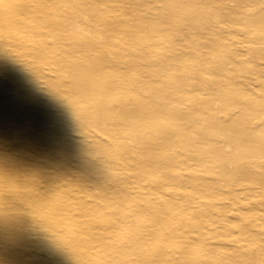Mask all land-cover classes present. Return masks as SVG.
Returning a JSON list of instances; mask_svg holds the SVG:
<instances>
[{
    "label": "rangeland",
    "instance_id": "1",
    "mask_svg": "<svg viewBox=\"0 0 264 264\" xmlns=\"http://www.w3.org/2000/svg\"><path fill=\"white\" fill-rule=\"evenodd\" d=\"M4 1L1 3L0 0V6L9 7L13 2ZM23 1L25 0H14L17 4ZM28 1L43 5L42 0ZM246 1L248 0L171 1L180 7L192 6L181 16L187 17L188 21L191 20L190 27L197 31L199 37L196 42L189 41L186 37L181 44H191L198 50L186 52L202 55L200 58L202 61H195V70L203 77L202 94L203 98L207 99L209 107L202 108L197 105L198 93L193 87L187 86L189 95L186 101L179 102L178 107L174 106L172 113L160 111L164 128L160 126L157 133L148 130L144 137L138 138L136 141L139 142V146L126 156L127 159L119 158L123 154L120 151V141L134 122L141 120L139 125H145L148 118L143 117L142 120L141 114L150 111L149 105L140 108L136 101H132L128 106L134 107H131L132 112L127 114L124 121L120 115L106 114L105 111L108 109L99 103L100 116L91 121L82 120L86 107L84 99L77 97V100L74 99L75 103L70 105L72 98L65 95L66 87L61 85L58 88L49 87L51 78L62 75L63 70L55 72L54 67L48 64L41 68L44 61L40 59L23 60L15 51L3 52L4 56L12 59L0 63V83L4 85V90L0 93V107H7L15 98V102H27L25 106L19 108L24 110L33 103L34 95H38L42 101L40 106L34 104L28 110L27 114L30 115L18 118L24 125L20 128H8L11 130L12 138L6 139V143H12L10 146L13 148L8 151L5 163L0 165V254L9 255L13 252L14 255L11 256L17 254L20 256L14 263L7 262L8 264H60L57 261L56 249L61 240L57 239L59 237L57 233L49 230L47 222L51 221L58 226L84 218L106 222L88 238L99 244L102 243L101 240L106 242L107 252L117 249L147 254H153L160 249L172 252L182 245L196 246L209 240L219 245L218 256L225 255L238 260L239 257L247 256V252L256 249L264 262V158L251 156L258 144H264V127L260 123V120L264 119V114L252 120L240 114L241 104L252 99L264 100L262 98L264 91H253V83H256L255 74H250L247 83L241 78L244 72L250 73L255 69L259 71L261 80L264 81V21L261 19L264 14V0ZM58 6L62 11L60 16L65 18L68 24L73 27L80 26L75 31L66 32L71 34L73 40L89 39L94 33L99 44L104 42L105 24L94 29L91 15L85 11L81 12L82 14L77 12L71 14L75 10V3L68 0H60ZM123 6L117 11L113 6L111 10L122 14L127 8V5ZM52 8L50 3H46L45 10L50 12ZM156 13L166 14L167 7L156 3L153 15ZM181 16L173 18L172 26L180 25ZM17 17V22L21 24L33 19L31 11L23 12ZM246 18L254 21L249 20V23H246ZM206 20L211 22L217 40L222 43L220 51L224 54L223 67L218 66L219 63H212L210 54L203 56V53L209 52L211 41L204 30ZM169 25L170 22H167L166 26ZM42 34L44 43L49 46L52 43L51 38L45 31ZM29 36L30 27L22 29L19 41L28 44ZM153 38L154 46L160 49V37L154 35ZM11 41L9 39V42ZM111 41L110 47H113L118 38ZM1 46L7 50L2 43ZM251 50L255 56L250 54ZM127 54L123 56H131L134 59L143 55ZM161 54L164 53L148 54V57ZM91 58L74 60L88 62ZM64 60L68 63L73 61ZM26 63L35 67L32 76L13 79L8 76L12 73L13 67L8 65L24 66ZM164 68L166 72L157 78L160 84L168 83L167 80L170 81L171 76L178 70L173 66ZM119 71L120 68L113 73L108 72L112 73L109 77L115 76ZM95 74L85 73L83 76L86 77L84 79L101 77ZM80 79L84 80L81 77ZM64 81H72V77L64 78ZM1 84L0 87L3 88ZM22 85L32 86L33 90L30 88L24 90L20 88ZM237 91L242 95H237L231 100V94ZM219 92L228 96L226 103L223 104L218 98ZM38 108L43 112H39ZM64 109H71V113H66ZM175 114L184 117L189 115L199 122L197 125L190 124L191 129L198 134L195 143L191 142L187 146L188 150L174 143L162 147L142 146L140 141L155 140L162 136L165 130L173 132L175 125H178L174 121ZM211 117L214 119L211 120ZM32 123L34 129L30 127ZM237 126L250 127L252 131L251 139L254 141L252 145H247L246 149L242 148L241 142L235 144L228 140L229 137L236 138L234 128ZM205 129L211 133L221 132L226 137L222 143L223 152L217 148L221 142L216 143L214 140L220 136L219 134L209 140H203L202 134ZM30 137L36 147L29 148L26 145V140ZM20 138L23 143H19ZM43 141L45 142L42 143ZM207 145L209 146L205 147ZM3 154L0 149V161H3ZM205 154L209 157L207 158ZM114 161L120 166L115 167ZM222 162L228 166V171L240 167L250 171L251 176L246 180L248 184H243L245 191L233 196L227 194L229 187L226 185L229 177L225 176L224 172L219 174L215 169ZM169 163L171 166L164 169ZM254 163L255 166L252 167L250 164ZM147 164H150V167L146 168ZM79 165L80 169L77 171ZM158 167L160 172L157 171ZM215 179L220 183L219 188L222 191L217 193L218 197L213 196L214 203L210 204L208 200L206 206L196 203V200L207 192L206 186L214 183ZM20 191L23 192L19 196ZM239 197L241 203L234 204ZM223 212L229 217L230 222L222 219ZM114 218H117V221ZM16 222L20 228L13 229L14 232L7 236H2L9 225ZM133 224L136 227H133ZM20 229L22 231L17 232ZM41 230L47 235H43ZM249 230L251 235L247 234ZM33 232L37 234L28 240L27 234ZM41 243L50 245V250L47 251L40 245ZM0 259L13 261L6 256H0Z\"/></svg>",
    "mask_w": 264,
    "mask_h": 264
},
{
    "label": "bare ground",
    "instance_id": "2",
    "mask_svg": "<svg viewBox=\"0 0 264 264\" xmlns=\"http://www.w3.org/2000/svg\"><path fill=\"white\" fill-rule=\"evenodd\" d=\"M1 1V3L5 2L4 0ZM11 1L13 2H11V5L9 4V7L0 6V44L2 43L3 47H7V50L6 48L2 49V46L0 47V63H5L12 59L3 55V52H8L10 50L15 51L17 56L23 60L37 58L44 61L41 63V68L48 64V66L54 67L55 72L63 70L64 73L62 75L60 74L58 77L51 78L49 87L58 88L60 85L66 87L67 92L65 95L72 98L69 102L70 105L75 103L74 99L77 100V97H82L86 104L83 110L85 115L83 116L82 114V120L91 121L97 119V116H100V112H98L100 108L98 105L99 103H102L103 106L108 109V111H105L106 114L114 113L120 115L123 117L124 121L127 118V114L132 112L131 107L133 108L134 106H128L132 101H136L135 103L139 104L138 106L140 108L145 105L150 106V111H143L144 113L141 114L142 120L143 117L148 118L145 125L140 126L141 120H138L134 122L133 125H130L128 133L123 135L124 137L120 141V151L123 154H121L122 156L119 158L124 157L127 159L126 156L139 146V142L136 140L138 138L140 139V137H144L148 130L152 133H157L160 131H158L160 126L164 128L162 126L160 111L172 113L174 111H172L174 106L178 107L177 104L179 102L182 103L186 101V97L189 95L187 91L188 88H186L187 86L193 87L198 93L199 103H196L197 105L199 104L202 108L209 107L207 99L203 98L202 94L203 77L195 70V61H202L200 59L202 55L200 53L194 54L192 52H186L198 50L191 44H181V41L186 39V37H188L189 41L194 40V42H196L198 40L197 37H199L196 33L197 31L190 27L191 20L189 19L188 21L187 17L183 18L181 16L185 15L192 6L186 5L185 7H180L171 2L174 0H68L75 3V10L71 14L75 12L78 14L84 11L88 12L93 19L94 29L97 26L106 25V27L103 28L105 40L103 43L99 44L97 36L94 33L91 34L89 39L85 40L79 38L73 40L71 34L66 33L72 30L75 31L80 26L73 27L65 21V18L60 16L62 12L59 9L60 6H58L60 0H42L41 2H43V5L39 3L32 4L28 0L23 1L21 4L15 3L14 0ZM46 3L52 5L53 8L50 10L51 13L45 10ZM156 3H161L162 6L167 7V13H156L154 16L153 9ZM123 4L127 5L124 13L117 14L115 11L113 12V10H111L113 6L116 11L117 9H122L124 7ZM119 6L121 7L118 8ZM28 11L32 12L33 19L23 24L17 22V16ZM175 16L182 17L180 25L178 26H172V20ZM163 17L165 18L163 19ZM261 19L264 21V14ZM246 20V23H249L250 19L246 18ZM253 21V19L250 20V22ZM167 22H170L169 27L166 26ZM29 27L30 36L27 41L28 44H23L19 41L20 33L22 29H27ZM204 30L206 34L210 36L211 41L208 47L209 52L203 53V56L210 54L212 63H219L218 66L220 65L223 67L225 65L222 61L224 54L220 51L222 43L219 39L217 40V34H214L215 30L212 28V24L209 20H206ZM43 31H45L52 40L49 46H47L42 39ZM154 35L159 36L161 39L160 49L154 46ZM113 38H118V41L113 47H110ZM9 39L12 41L9 42ZM126 53H128L127 55L133 56L137 55L136 53L143 55L139 56L138 59H134L131 58V56L124 57L123 55H126ZM155 53L164 54L148 57V54ZM250 54L255 56L252 50ZM76 58L91 59L88 60V62H79L74 60ZM64 59H73V61H71L72 63H68L67 60ZM8 66H13L11 70L12 73L8 75L12 79L32 76L35 68L31 66L30 63H26L24 66L19 64ZM165 66H173L178 69L177 71L179 72L176 71L171 76L170 81L167 80L168 83L160 84L157 78L166 72ZM41 68L39 74L41 73ZM118 68H120L121 71L116 72L115 76L112 75V77H109V75H111L113 71L118 70ZM108 72L112 73L108 74ZM85 73L91 75L96 73V76L99 74L98 76L101 75V77L91 79L87 76L88 79H84L86 78L83 76ZM251 73L255 74L254 81L256 82L253 83V91H264V81L261 80L262 76H260L261 74H259L258 70L254 69L250 73L244 72L241 78L247 83ZM67 77H72V81H64V78ZM80 77L84 80H79ZM1 86L3 88L0 87V93L4 90V85L1 84ZM20 88L24 90L30 88L33 90L32 86L27 87L22 85ZM152 90L154 91L152 92ZM237 95H242V93L237 91L235 94H231V100ZM257 97L255 96V98ZM218 98H220L224 104L227 102L228 96L226 93L219 92ZM262 98L264 99V97ZM32 99L33 103L24 110H20L19 108L25 106L24 104H27V102H15V98L13 99V103H10L7 107H0V149L4 152L3 161H0V165L5 163V158L8 157V151L10 152L13 148L10 146L12 143H6V139L12 138V135H10L11 130H8V128H20L24 125V122L19 121L18 118L20 116L26 117L30 115L27 114L29 113L28 110L31 109L34 104H39V106L42 104L38 95H34ZM221 108L224 110L222 106ZM240 108V114L241 116L244 115V118L251 120L258 119L260 114H264V112L261 111L264 110V100L260 99L257 101L252 99L251 101L241 104ZM38 110L39 112H43V110L39 108ZM64 110H66V113H71V109ZM173 116L174 121L177 122L175 124H178L175 125L176 128L173 132H167L165 130V132H163L164 134L155 140L140 141L142 146L155 145L156 147H162L166 144L174 143L179 147H186L188 150L187 146H189L191 142L195 143L198 134L197 131L191 129L190 124L197 125L199 122L191 116L189 117V115L184 117L175 114ZM210 119L213 120L214 118L211 117ZM260 123H262L264 127V119L260 120ZM30 127L34 129L33 123ZM234 132L236 138L230 139L229 137V142H241L243 149H246L247 145H252L254 139H251L252 131L250 127L237 126L234 128ZM217 134L220 136L214 140L216 143L221 142L217 147L220 151L224 147H222V143L225 142L224 140L226 139L221 132L211 133L210 130L205 129L202 136L203 140H209ZM20 139L19 143H23L22 138ZM31 139L32 137L26 140V145L29 148L36 147L35 143L32 144ZM128 141H130V143H136L137 145L131 146ZM44 142L45 141L42 143ZM208 146L209 145L205 147ZM223 151L224 150H221V152ZM248 152L250 154V151ZM205 156L207 158L209 157L206 154ZM251 156H261L264 158V144H258ZM159 157L161 156H158V158ZM255 163L250 165L253 167ZM79 164H81V161ZM114 165L115 167L120 166V164L115 161ZM170 166L171 163L166 165L164 169ZM148 167H150V164L146 165V168ZM76 169L79 171L80 165ZM215 169L219 174L224 172L225 176L228 175L229 177V182L226 185L229 187L227 194L229 193L230 196H233L245 191L246 188L243 184L247 183L246 180L251 176L247 168L240 167L228 171V166L222 162L220 165L216 166ZM157 171L160 172V167L157 168ZM213 181L214 183H211L210 186H206L207 192L202 195V198H198L196 203L201 204V206H206V200L210 201V204L214 203L213 196L218 197L217 193L222 191V189L219 188L220 183H218V180L215 179ZM258 186L261 187V184ZM23 191L18 192L20 193L19 196L22 195ZM240 200L241 198L239 197L238 201L233 203H241ZM213 207H215L214 204ZM215 209L217 208L215 207ZM221 217L226 222H230L228 219L229 217L224 215V212ZM211 218H213V215H211ZM114 219L117 221V218ZM71 222L59 224L58 226L52 224L51 221L47 222L49 230L57 233V236H59L57 239L61 240V243H58L59 250L58 248L56 249L57 261H59L60 264H264L258 253L259 251L256 249H252L249 253L247 252V256L239 257L238 260L225 255L218 256L219 245L209 240L202 244H197L196 246L198 247L194 245H191L192 247H185L182 245L172 252H167L163 249H160V251L157 250L153 254L132 250L127 251V249L126 251L125 249H117L112 250V252H107L105 250L106 242L101 240L102 243L99 244L98 242H92V240L88 238L92 235V232H95L96 229H99L100 226L106 222L93 218H84L80 221ZM225 226L228 227V225ZM133 227H136V225L133 224ZM18 228H20V225L17 224V222L13 223L9 225V231L7 229L2 236H7V234L14 232V230ZM82 229L84 231H82ZM21 231L22 229L17 232ZM250 232V230L247 231V234H250ZM41 233L47 235L42 230ZM36 234V232L27 234V237H29L28 240ZM22 235H24V233H22ZM40 245L47 251L51 248L50 245L42 243ZM18 252H20V248ZM11 255H14L13 252H10L9 255H4V253L0 254L2 257L6 256L13 260L7 261L0 259V264H5V262L14 263L15 259L20 257L18 254L16 256Z\"/></svg>",
    "mask_w": 264,
    "mask_h": 264
}]
</instances>
